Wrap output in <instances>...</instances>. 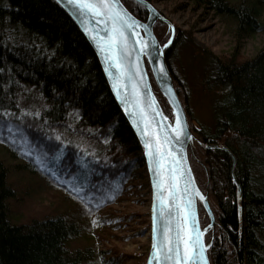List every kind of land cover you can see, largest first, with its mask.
Segmentation results:
<instances>
[{
	"label": "trees",
	"instance_id": "trees-1",
	"mask_svg": "<svg viewBox=\"0 0 264 264\" xmlns=\"http://www.w3.org/2000/svg\"><path fill=\"white\" fill-rule=\"evenodd\" d=\"M120 1L135 18L147 20L143 5ZM188 1L206 4L230 17L237 22L238 32L264 31L260 10L264 0H240L231 5L230 0ZM169 33L171 29L163 21L153 24L158 43ZM171 34L173 42L163 50L170 73L169 61L182 43L175 27ZM209 66L206 83L217 93L215 126L212 131L197 127L202 155L192 149L191 142L186 152L195 184L206 196L215 219L213 231L209 229L204 236L205 243H210L207 256L210 264H264V46L246 62L217 60ZM145 67L151 90L159 95L147 63ZM0 69H4L0 72V108L41 113L39 118L26 117L22 125L9 117L19 131L8 129L0 115V144L14 159L35 163L32 172L64 193L87 225L80 226L76 218L63 215L34 219L27 225L12 224L6 201L14 192L0 163V264H119L116 257L106 258L92 244H73L91 234L90 229L100 225L94 220L97 213L122 201L129 189H142L146 195L151 191L143 148L115 102L94 50L55 0H0ZM174 78L173 88L180 94L179 79ZM157 100L171 118L167 101L163 97ZM72 109L79 110V120L67 115ZM44 117H48L47 124ZM49 127L74 142L59 156L53 148L57 142L46 136ZM76 144L84 146L80 151L94 150L100 161L85 157L87 167L76 163ZM214 146H224L233 154L236 183L230 176L231 157ZM37 157L45 161L44 168ZM77 186L93 193L83 196L84 203L72 191ZM210 195L215 207L209 203ZM197 206L199 225L204 229L210 219L204 206L199 202ZM133 219V214L126 213L118 223Z\"/></svg>",
	"mask_w": 264,
	"mask_h": 264
},
{
	"label": "rangeland",
	"instance_id": "rangeland-1",
	"mask_svg": "<svg viewBox=\"0 0 264 264\" xmlns=\"http://www.w3.org/2000/svg\"><path fill=\"white\" fill-rule=\"evenodd\" d=\"M239 1L230 0L229 4ZM148 3L153 4L159 14L173 24L182 39L181 47L175 48L169 61L172 70L170 76L172 84L174 76L179 79L181 89L180 94H177L178 99L183 104L189 131L193 134L189 142L192 143V149L195 148L202 155L197 127L212 131L215 126L214 103L217 101V93L206 83L208 72L211 71L208 70L209 65H214L217 60L224 64H237L253 59L264 46V31L259 30L254 34L238 32L237 22L203 3L188 0ZM260 10L261 19L264 20V6ZM156 96L157 99L162 97L160 93ZM0 163L7 171V182L14 192L6 201L12 224L27 225L34 219L63 215L71 220L76 218L80 226H87L85 220L77 216V211L64 193L48 186L39 175L32 172L35 163L14 159L1 144ZM150 202V194H144L142 189H129L122 201L97 213L94 220L100 225L90 229L91 234H85L73 244H92L106 258L116 257L119 264H143L150 245ZM209 203L215 207L211 195ZM126 213L133 214L134 219L129 223H118V218ZM128 256V261L122 260Z\"/></svg>",
	"mask_w": 264,
	"mask_h": 264
},
{
	"label": "snow or ice",
	"instance_id": "snow-or-ice-1",
	"mask_svg": "<svg viewBox=\"0 0 264 264\" xmlns=\"http://www.w3.org/2000/svg\"><path fill=\"white\" fill-rule=\"evenodd\" d=\"M69 2L76 6L78 15L97 20L95 28L90 30L89 27H85L84 30L104 55L105 72L113 81V89L117 98L121 101L125 111L133 110L131 113L134 115L132 122L143 137L149 168L154 170L152 257L149 264H208L205 255L208 245L202 242L203 233L197 227L195 213L191 208L193 201L190 198H184V194L189 197L192 195L189 192L191 178L184 179L186 170L182 155L183 141L192 139L187 129V123L181 116V110L176 106L178 101L175 100L171 101L175 112L174 123H168V117L154 107L155 101L151 94H149V99L152 100V103L147 105L152 109V118L150 119L145 111V98L140 88V85L143 84L144 90L148 89V85L144 83V69L140 67L142 56L152 57L153 62L158 64L155 70L164 77L167 76L164 63L156 60L153 51L155 50L156 55L159 56L173 42L172 34H167L156 47L158 42L151 34L150 26L133 18L126 10L120 9L118 0H69ZM137 28H142L145 35L136 31ZM128 30L132 31L135 44L130 43ZM2 71L4 69H0V72ZM129 84H131V89L128 87ZM0 115L5 118L4 123L8 129L16 128L19 131V128L8 119L9 117L14 118L22 125L26 117L39 118L41 113L39 110L33 112L25 108H19L17 113L9 107L7 109L0 108ZM67 115L74 120L81 118L78 109H72ZM156 116L160 117V121L155 120ZM43 120L45 124L48 123V117H44ZM46 136L57 142L53 145L57 156L64 151L67 145L74 143L65 139L62 133L51 127H49ZM13 142L23 144V141L15 139ZM107 142L108 140L105 139L104 143ZM75 147L77 149L76 163L82 167H87L85 157L100 161L101 158L95 155L94 150L91 153L86 150L80 151L84 147L82 144H76ZM173 147L175 151H173ZM20 150L23 152L25 148L21 146ZM28 154L31 155V152ZM37 159L40 161L41 168H44L46 166L44 162L40 157ZM104 159L107 160V157ZM52 175L55 179H59L55 172ZM181 181L184 182L183 187L180 186ZM69 183L71 182L69 181ZM72 191L81 200V203H84V195L92 196L93 194L91 190L80 186L72 188ZM195 192L201 200H204V196L199 193L198 189ZM157 204L159 206L158 214L162 220L160 224L156 220ZM84 207L87 209L88 205L84 204Z\"/></svg>",
	"mask_w": 264,
	"mask_h": 264
},
{
	"label": "water",
	"instance_id": "water-1",
	"mask_svg": "<svg viewBox=\"0 0 264 264\" xmlns=\"http://www.w3.org/2000/svg\"><path fill=\"white\" fill-rule=\"evenodd\" d=\"M55 1L57 2V4L61 8H64V10L70 16V18H72L73 21H75V23H76L77 27L80 29L82 35L84 36L85 39H87V41L89 42L91 48L94 50V52L96 54V57H97V59L100 62L101 69L104 72V76H105V79H106V81L108 83L109 90L112 92V95L114 97L115 102H117V105H118L120 111L123 113L127 123H129V125H130V128H131L132 132L135 133V136H136L139 144H141V146L143 148L144 161H145V165L147 167V175L149 176V186H150V190H151V193H150L151 202H150V206H149V208H150V215L149 216H150V219H151V221H150V229L151 230H150V238H149L150 245H149V250H148L149 253H148L146 261H145L146 264H149V261H150V259L152 257L151 245H152V238H153V228H152V226H153V204H154V200H155V189H154V186H153L154 170L149 168V162H148V158H147V156L145 154V149H144V144H143V137L139 134V132L137 130V127L132 122L133 119H134V115L131 114L133 110L130 109V111H125L124 106L122 105L121 101L116 96V93H115V91L113 89V81L105 72V66H104V59L105 58H104V55L98 50L95 42L92 39L89 38L88 33H86L85 30H84L85 27H89L90 30L95 28L97 26V23H98L97 20L92 19V18L87 17V16L78 15L76 6L74 4H72V3H70L69 0H55ZM133 1L143 5L146 8L148 18L143 23H147L150 26L151 34L153 36H154V34H153V24L157 20H159V21L161 20L164 23H166L168 25V27L171 29V33L174 32L173 24H170V22H168L167 19L162 14H159V12L156 10V8L154 7L153 4H150V3L146 2L145 0H133ZM118 4H119V8L120 9H123V10L127 11V9L125 8L124 5H122L120 0H118ZM127 12L133 18H135V16L132 15L129 11H127ZM135 19H137V18H135ZM139 21H141V20L139 19ZM100 27L102 28V26H100ZM136 31L140 32L142 35H145L144 30L142 28H137ZM128 37H129L130 43L135 44V38L133 37L131 30H128ZM158 45H159V43L157 44L156 47H158ZM153 56L156 57L157 61H160V62L164 63V65H165V67L167 69V76L164 77L161 73H159L158 71L155 70L158 67V64L153 62L152 57H148V56H142L141 57L140 67L142 69H144V72H145L144 83H146L148 85V89L147 90H144L143 84L140 85L141 91H142L143 96L145 98V111L147 112L148 117L151 119L152 118V109L147 107L148 104L152 103V100L149 99V94H151V97H154V101H155L154 107L156 109H158L159 111H161L164 116H166L165 113H163V111L160 108L159 102L156 99V95L154 94L153 90H151V83H150L149 75H148V72H147V68L145 67V62H146L147 65H148V68H150L151 77L154 79V82H155V84L157 86V89H159V91H160V95L167 101L169 109L171 110L172 117L168 118L167 122L168 123H174L175 112L173 111V104L171 103V101H173V100L178 101V104L176 106L181 110V116L186 121L188 132L191 134V131H189L188 120L186 118V111L184 110L180 99H178V95H177L176 90L173 88L172 78L170 76L169 69L166 66L165 57L163 56V52L159 56H157L156 55V51L154 50L153 51ZM128 87H129V89H131V84H129ZM169 88H171V91H169ZM155 120L156 121H160V117L156 116ZM142 127H143V125L141 124V128ZM189 141H190V139H185L183 141V152H182V155L184 157V167H185V170H186V175H185L184 179L187 180V179L191 178L192 183L189 186V192H191L192 195H191V197H189L187 194H184V198L185 199H189L190 198L193 201V204H192L191 208H192V210L195 213V218H196V221H197V227L203 233L202 237H201L202 242L205 243L204 236H205V234L207 233V231L209 229H211L213 231L215 219H214L213 214L211 213L209 205L207 204L206 196L203 195L204 196V200H201L199 195H196L195 190H197L198 187H197V184H195L194 175L192 174L190 163H188V154L186 153L187 152V147L190 144ZM214 147L215 148H219V149L221 148L222 150L226 151L229 154V156L231 157L232 164H231V169H230V172H231L230 176H231V180H233L236 183V181L234 179V172H233V167H234V164H235V159H234L233 154L230 153V151H228L224 146H220V147L214 146ZM173 151H175L174 147H173ZM180 186L181 187L184 186V182L183 181H181V185ZM237 190H238V193L241 196V194H242L241 193V188H240V185L238 183H237ZM198 191H199V189H198ZM199 193H201V191H199ZM198 202L200 204H202V206H204L206 214H207V216H209V219H210L209 224L204 229H201V227L199 225L198 206H197ZM156 211H157L156 220H157L158 224H160V223H162V220L160 219V216L158 214L159 213L158 204H157ZM157 239H159V236H157ZM207 245H208V247L205 250V255H206L208 264H210L208 256H207V251L209 250L210 243H208Z\"/></svg>",
	"mask_w": 264,
	"mask_h": 264
},
{
	"label": "bare ground",
	"instance_id": "bare-ground-1",
	"mask_svg": "<svg viewBox=\"0 0 264 264\" xmlns=\"http://www.w3.org/2000/svg\"><path fill=\"white\" fill-rule=\"evenodd\" d=\"M151 83V82H150Z\"/></svg>",
	"mask_w": 264,
	"mask_h": 264
}]
</instances>
